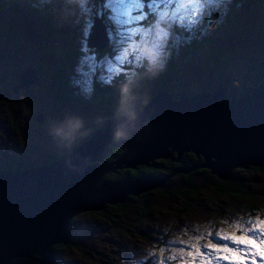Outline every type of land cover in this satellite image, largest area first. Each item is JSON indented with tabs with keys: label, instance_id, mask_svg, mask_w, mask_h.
I'll return each mask as SVG.
<instances>
[{
	"label": "rangeland",
	"instance_id": "rangeland-1",
	"mask_svg": "<svg viewBox=\"0 0 264 264\" xmlns=\"http://www.w3.org/2000/svg\"><path fill=\"white\" fill-rule=\"evenodd\" d=\"M143 3L146 7L138 22L118 25L112 19L113 8L107 6L109 0H0V49L12 57L16 71L17 67L19 70L34 66L40 73L27 90L17 88L12 92L13 70L4 54L0 55V168L25 159L45 164L52 156L74 148L107 118L118 117L120 102L107 108L111 112L108 115L93 102L90 94L96 81L106 83L120 73L127 81L135 80L129 104L133 111L140 110L155 91L157 80H150L143 73L149 72L146 54L160 31L167 33L161 54L163 69L169 59L193 51L180 64L177 78L169 85L171 94L180 91L181 95L192 96L220 85L233 96L240 88H250L264 69V0H214L202 8L197 0ZM102 13L112 23V30L106 26L109 43L103 53L85 45L86 26ZM150 17L152 22L145 24ZM69 36L75 43L63 50L70 52L64 56L61 49ZM86 57L97 65H111L116 73L108 78L105 71L92 76L85 70L82 75ZM117 58L126 62L118 63ZM62 61L68 88L63 100L54 96V91H59L56 76H61L56 66ZM9 109L22 130L23 141L11 130ZM38 113L41 123L34 119ZM71 117L83 120L81 131L87 134L77 135L69 144L55 137L52 129ZM236 173L234 182L239 184L240 192L231 197L215 195L203 172L192 177V183L201 186L192 201L190 195H183L182 202L181 198L166 199L150 189L135 197L149 207L142 214L130 206L78 215L72 220L70 245L55 253L62 264H185L180 257L192 250L190 245L198 244L203 252L208 251L203 245L209 240L234 247L215 233L239 235L234 225L264 220V168ZM165 175L167 186L182 179L178 174ZM210 232L213 235L209 236ZM197 236L202 239L197 241ZM181 240L185 243L181 244ZM180 248L185 249L184 254L178 251ZM256 248L260 251L259 246ZM172 256L178 259L172 260ZM213 264L228 262L214 260ZM256 264L264 261L257 257Z\"/></svg>",
	"mask_w": 264,
	"mask_h": 264
},
{
	"label": "water",
	"instance_id": "water-1",
	"mask_svg": "<svg viewBox=\"0 0 264 264\" xmlns=\"http://www.w3.org/2000/svg\"><path fill=\"white\" fill-rule=\"evenodd\" d=\"M106 26L92 18L87 48L103 50L109 43ZM38 80L34 67L16 74L17 88ZM135 119L118 115L70 151L48 164L23 170L0 168V264L27 258L35 264H58L53 246L70 243L73 218L97 212L105 205L122 203L165 186L167 175H141L134 179L105 177L144 166L158 167L168 159L198 158V166L176 171L206 169V178L223 183L233 171L255 170L264 164V77L239 97L228 96L221 86L178 100L156 90L134 111ZM41 114L34 117L38 123ZM124 123L126 137L114 138ZM120 151L106 160L109 148Z\"/></svg>",
	"mask_w": 264,
	"mask_h": 264
},
{
	"label": "trees",
	"instance_id": "trees-1",
	"mask_svg": "<svg viewBox=\"0 0 264 264\" xmlns=\"http://www.w3.org/2000/svg\"><path fill=\"white\" fill-rule=\"evenodd\" d=\"M144 1H148V0H144ZM255 1L259 2V0H255ZM12 8H13V6H12ZM8 11L11 14L15 13V11H13V9H8ZM150 15L153 17L152 14H150ZM98 17L104 21L105 26H108V28L110 30H112V23L109 20L105 19L104 13H102L101 17L100 16H98ZM152 17H150V19H148L145 22V24H147V25L150 24L152 22ZM175 31H176V29L174 28L173 32H175ZM73 43H75V42L73 41L72 37L69 36L67 39V44L64 45L61 49L62 54H64V56L68 55V53H70V52H64L63 50L69 49L70 46L73 45ZM191 45H193L192 41L189 45V48H191ZM45 49L47 50L48 48L45 46ZM106 50H107V48H105L104 50H100V51L103 53ZM191 52H193V51L189 50V53H184L178 59H175V58L169 59L167 64L165 65V68L162 71L158 70L154 73H150V72L145 71L143 73V74L147 75L150 80L151 79L157 80L155 82V85H154L155 91L159 90V89H163V90H166L167 92H169L168 91L169 85L175 81V79L177 78V76L180 72V70H179V69H181L180 64H184L186 57L190 56L189 54ZM5 53H6V51L4 49H0V55L4 54L5 59L9 62L8 66L11 67V70H13V74H12L13 83H11V91L13 92V91H15L13 85L16 83V74L20 70H23V69L18 70V67H17V71H16L15 63L11 60L12 57L5 54ZM43 60H44V58H43ZM44 63H46L45 60H44ZM64 64H65V62L62 61L61 63H58L56 66L57 69L61 72V76L60 77L56 76V81L58 80L56 85L58 86L59 91L58 92L54 91V96L57 98L59 97L61 100L66 98L67 93H68L67 80H66V77L63 75V72H65L64 71V69H65ZM39 65H40V62L38 63L37 66H39ZM30 67H34V66H30ZM143 68L144 67H141L142 70H143ZM34 69H35V73L39 76L40 73L37 71L38 67L37 68L34 67ZM263 77H264V69H262V71H260L258 73V75L255 78V81L253 82V84L250 88H245V87L240 88L238 94L233 95V96L239 97L246 92L252 91L253 88L262 80ZM218 84L219 83H217V85ZM122 85H127L129 88V96H133V94H134L133 89H134V86L136 85V81L133 79L130 81H127L124 73H120L109 82L97 83V81H96L94 83V85H92V94H90V97L92 98L93 102L95 100L94 103L98 106V108L106 111L107 115L111 114L110 111H107V108L116 107L118 105V103L120 102L121 95H122V93H121V86ZM218 86H220V85H218ZM28 87H23V88H18V89L27 90ZM221 87H223V86H221ZM155 91H153V93H151L149 95V97L146 99H149L151 96H153ZM169 94L171 95V97L173 99L178 100L182 93H180V91L179 92L177 91L176 93H172V94L169 93ZM57 95H61V96H57ZM228 96H232V94L230 93V94H228ZM9 111H10V117H11V130L17 134V137L21 141H23L22 135H21L22 130L19 128V124L16 122V120L14 118V113H13L12 109H9ZM109 117H111V115H109ZM94 129L95 128L91 129L89 136L92 134L93 131H95ZM88 137H86L85 139H87ZM72 148L66 149L64 152H68ZM25 149H26V151L29 150L28 148H25ZM119 151L120 150L116 147L109 148L106 160L111 161L114 158V155H116ZM59 155L60 154L52 156L51 159H48L45 162V164L51 163L52 161L57 159ZM36 163H39V164H36ZM40 164H41L40 162H33L29 159H25L23 161L12 162V163L6 165L5 167L10 166V167H12L13 170H23L27 167L34 166V165H40ZM155 164H158V167L144 166V167H140L137 169L122 172L119 174H115L112 176H108L105 178H107V179H134V178H137L141 175L158 176V175H160V171H162L163 175H165V173L175 174L177 172L176 171L177 168H179L180 166L189 167V166H192L194 164L198 165V158L182 154L181 159L178 162H174V164H172V161H170L168 159H165V161L155 163ZM263 168H264V164H262L261 166H258L257 169H255V170H260ZM203 172H206V169H198V167H197L196 169L191 170L188 173L178 174L182 179L180 181L179 180L175 181L174 186H170V185L167 186L165 184L164 187H162L160 189L156 188V189H153L152 191L154 193L163 194V196L166 199L181 198L182 202H184L183 195H190L191 201H192L198 196V193L201 189L200 185L192 183V177L196 173H203ZM236 174H237L236 171L231 172L229 178L223 180V183L214 181V180L209 179V178H206V179L210 180V181H208L209 184L212 187H214V189H215L214 194L215 195L231 197L234 195L235 192H238V193L240 192V190L238 188L239 184L234 182ZM146 193L147 192H144L141 194H146ZM141 194H138L136 196L128 195L122 203L115 204V205H105L103 207V209H101L97 212L91 213V214H101L103 211H105L106 208H109V207L127 208L130 206L134 211L137 212V214L138 213L142 214V213L148 211L149 207H146L145 204L141 203L138 198L135 199V197H138ZM189 204L190 203H188L187 206H189ZM69 231H70V233L72 231V221H71V224L69 225ZM68 245H70V244H66V245H59L58 244V245L53 246V248L56 251V250L61 249L65 246H68ZM58 261H59L58 264H62L59 259H58ZM15 262H16V264H35L34 260H30L27 258H23V260H15Z\"/></svg>",
	"mask_w": 264,
	"mask_h": 264
},
{
	"label": "snow or ice",
	"instance_id": "snow-or-ice-1",
	"mask_svg": "<svg viewBox=\"0 0 264 264\" xmlns=\"http://www.w3.org/2000/svg\"><path fill=\"white\" fill-rule=\"evenodd\" d=\"M201 8L205 4H211L214 0H197ZM114 5L126 6L123 8L114 7ZM113 8L115 15L112 19H115L118 25H130L136 23L141 19L142 9L146 7L143 0H109L107 5ZM91 23L86 26L85 37L88 31H90ZM167 33L160 31L157 33L156 42L153 48L157 49L160 54L163 53V48L166 42ZM118 63H124L126 61L117 58ZM86 70L88 75L94 76L97 71H105L108 73V78L116 73V68L111 65L105 67L103 65H97L94 61L90 62L86 57L82 66L81 74H84ZM239 230V235L232 234L226 235L221 232H216L215 235L221 240L230 242L234 247H230L229 243H213L211 240L203 245V248L208 249L207 252L201 251V247L198 244L190 245L191 251H188L186 255H182L180 259L184 260L185 264H213V261H227L228 264H256L257 257H260L264 261V220L257 219L255 221L241 222L239 225H234ZM209 236L213 233H208ZM200 241L202 237L197 236L195 238ZM181 244L185 241L181 240ZM256 246H259L260 251H257ZM181 254L185 253L184 248L178 249ZM172 260L178 259L176 256L171 257Z\"/></svg>",
	"mask_w": 264,
	"mask_h": 264
},
{
	"label": "clouds",
	"instance_id": "clouds-1",
	"mask_svg": "<svg viewBox=\"0 0 264 264\" xmlns=\"http://www.w3.org/2000/svg\"><path fill=\"white\" fill-rule=\"evenodd\" d=\"M148 60V71L154 73L163 69V63L161 60V54L157 49L152 48L146 54ZM121 100L118 108V115L124 117L128 121L135 119V113L129 104V88L127 85L121 86ZM124 123L117 125L114 131V138L121 139L126 137L124 130ZM83 129V120L79 117H71L65 120L61 125L52 129V134L55 137L60 138L62 141L71 143L77 135H86L87 131H81Z\"/></svg>",
	"mask_w": 264,
	"mask_h": 264
},
{
	"label": "flooded vegetation",
	"instance_id": "flooded-vegetation-1",
	"mask_svg": "<svg viewBox=\"0 0 264 264\" xmlns=\"http://www.w3.org/2000/svg\"><path fill=\"white\" fill-rule=\"evenodd\" d=\"M38 79H39V76H38ZM39 123H41V122H39ZM181 157H182V156H181ZM180 159H181V158H180ZM5 168H11V169H12V167H10V166H7V167L1 168V169H5ZM160 174H161V173H160ZM175 174H181V173L176 172ZM175 174L170 173L171 176H172V175H175Z\"/></svg>",
	"mask_w": 264,
	"mask_h": 264
},
{
	"label": "bare ground",
	"instance_id": "bare-ground-1",
	"mask_svg": "<svg viewBox=\"0 0 264 264\" xmlns=\"http://www.w3.org/2000/svg\"><path fill=\"white\" fill-rule=\"evenodd\" d=\"M172 177V176H171Z\"/></svg>",
	"mask_w": 264,
	"mask_h": 264
}]
</instances>
